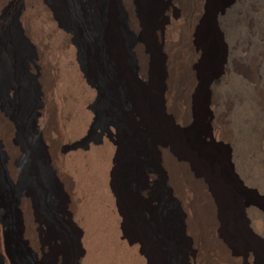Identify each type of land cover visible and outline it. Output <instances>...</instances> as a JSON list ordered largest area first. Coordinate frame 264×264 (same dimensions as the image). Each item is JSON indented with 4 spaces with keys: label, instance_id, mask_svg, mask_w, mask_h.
Listing matches in <instances>:
<instances>
[{
    "label": "bare ground",
    "instance_id": "1",
    "mask_svg": "<svg viewBox=\"0 0 264 264\" xmlns=\"http://www.w3.org/2000/svg\"><path fill=\"white\" fill-rule=\"evenodd\" d=\"M94 1L83 0L86 9L81 14L85 21L99 10ZM105 1L103 33L98 34L103 53L101 71L108 92L105 98L110 110L123 117L127 145L125 147L119 141L121 123L110 120L103 128L102 153L99 154V149L93 145L84 148L82 138L94 125L96 102L103 93L79 62L74 32L60 25L51 0H0V34L6 27V9L22 4L19 22L35 51L29 69L41 87V99L37 96L36 112L31 122L32 134L48 151V163L56 184L55 192L48 197L53 201L54 197L58 199V204L55 203L57 199L54 201L55 214L71 231L67 239L57 235L50 244L43 240L46 224L38 215L34 191L35 186L41 187L40 176L31 149L18 141L21 128L16 117L0 105V148L3 147L9 155L6 163L9 178L4 174L1 181L10 191L23 177L29 180L13 194L11 204L19 215L20 243L25 246L29 242L37 264L44 263L50 245L64 244L67 240L71 245L69 251L61 252L57 258L53 256L49 264L63 261L68 264H101L105 261L104 255L98 251L97 240L100 244V238L104 237L103 241L108 244L113 234L114 240L123 248L122 252L125 250L131 254L135 261L132 264H173L176 260L179 264H187V259L190 264H222L224 260L231 264H246V256L238 257L231 237L237 223L242 230L247 226L246 219L240 213L238 216L234 209L236 205L228 195L229 190L236 191L240 186L232 171L233 158L226 151L218 156L203 149L206 139L229 140L225 130L227 124L223 118L214 117L210 110L217 111L219 103L216 93L215 96L212 93L228 75L231 57L226 58L217 21L223 28V22L236 2L227 0L211 7L210 0ZM139 1L146 4L148 17L144 14L146 11L140 9ZM120 7L124 9L126 24L134 35L131 46L123 42ZM207 17L211 21L208 31L204 26ZM213 44L215 51L212 50ZM4 56L11 63L9 51L4 50ZM153 58L157 60L155 68L152 67ZM131 62L135 64L133 68L129 66ZM61 76L64 79H60ZM66 85L75 93L73 96L68 94V98L58 93ZM9 90L13 101L18 102L21 98L19 83H14ZM69 99L71 104H67L71 108L63 114L62 109ZM195 105H199L206 123L203 133L197 135L181 131L168 114H173L177 123L188 128L198 118L194 114ZM170 130L181 132L184 149L174 146L167 136ZM191 152L203 162L202 167L195 165ZM22 160L26 163L22 164ZM146 160L149 164L144 167ZM119 171L123 172L129 188L134 186L138 177L143 179L148 174L152 180L159 177L164 186L157 199L159 209L143 216L133 204L130 211L125 210L115 180ZM94 178L99 185L96 194H93ZM195 192H199L207 209L204 226L195 208ZM131 194L134 203L138 196L146 198L150 195L146 185ZM2 195L0 189V199ZM90 196L93 201L101 198L104 218L90 216V223L82 225L83 208L88 207L92 215L98 214ZM166 205L173 208V215L165 213ZM238 210L240 212L241 207ZM128 221L138 232L127 229ZM2 224L0 215V253H5ZM123 238H126L124 242ZM207 239L215 249L208 248ZM182 241L189 244L183 243L182 246ZM253 252L251 259L258 263L261 258L264 263V254L261 257L256 250Z\"/></svg>",
    "mask_w": 264,
    "mask_h": 264
},
{
    "label": "rangeland",
    "instance_id": "2",
    "mask_svg": "<svg viewBox=\"0 0 264 264\" xmlns=\"http://www.w3.org/2000/svg\"><path fill=\"white\" fill-rule=\"evenodd\" d=\"M51 1L55 6L56 17H58L57 19L59 20L60 25L63 28L70 29L74 32L81 66L87 71V73L89 72L88 74L91 81L94 80L93 82L98 84L97 86L103 93V96L96 102L94 125L82 138L83 143L85 142L84 148L93 145L99 149L97 150L99 154L102 153V139L104 136L103 128L110 120H117L121 123L122 129L119 133V141L121 145L126 147L127 135L126 127L123 123L124 120L120 114L109 108L110 106L105 98L108 93L106 89L107 87L101 71V66H103V53L101 51V39L98 38V36L103 33L102 28L106 11V1L95 0L94 2H96L99 10L96 11L94 16L88 17L86 21L82 18L81 14L83 10L86 9L83 0ZM226 1L227 0H210L211 7L224 4ZM232 1H235L237 5L227 14L226 19L223 22L224 27L222 28L221 23L217 21L218 30L221 33L220 40L226 48V58L231 56L229 60V73L226 76L227 78L225 77V79L219 83L213 93L211 90V92H208L210 93V98L212 97V94L215 96L216 93V99L219 103L217 111L214 112L210 106H208V108L209 110L211 109L210 111L213 113V116L215 115L214 117L217 116L223 118V121L227 124L225 130H227L226 135H229L227 137L229 140L222 139L210 141L206 139L207 143L203 149L210 154L218 156L226 151V153L234 159L231 158V165H233L232 171L238 178L240 186L236 191L229 190L228 195H230L236 205L234 209L238 216L240 213V215L242 214L246 219L247 226L245 230H242L239 225H237L238 223L235 225L234 230L231 231V237L234 242L233 245L237 250L239 258L242 257V254L246 256V264H264L261 258L258 263L251 259L255 253L253 252V249L256 250L261 257L264 254V0ZM21 5L22 4H17L15 7L13 5V7L6 9V27L0 34V105L3 109H8V111L16 117L21 128L18 141L32 151L34 165L40 176L41 182V187L35 186L36 188L34 190L36 194L37 212L39 217L42 218L46 224L43 240L50 244L52 243L53 238L57 235H61L66 239L69 238L71 231L69 230V226L59 222L55 214V203L58 204V199L54 197V201L57 199L54 203L53 199L48 197L56 190V184L53 180L54 176L50 171V165L48 163V151H45L43 142L36 138L34 139L32 134L31 122L33 121L36 112V108L34 107L37 96L41 99V87L34 79L29 69V61L35 58V51L24 36L19 22V9L21 10ZM139 5L140 9L142 8L143 12H145L146 4H144L143 1H139ZM17 8L18 11L16 10ZM119 12V22L124 28L123 42L126 46H131L134 41V35L126 24V13L124 12V9L120 7ZM144 14L148 17L147 11ZM208 19L209 17H207L204 22L206 31L211 29V21ZM215 49L216 46L213 44L212 50L215 51ZM4 50L9 51L12 60L11 63L5 58ZM129 66L133 68L135 66L134 62L129 63ZM152 67H157V60H154V58L152 61ZM60 79H64V77L61 76ZM14 83H19L21 87V98L18 102L13 101L9 90ZM145 84H147V82ZM60 89L58 90V93L65 95L66 97L68 94L72 96L75 94L67 85L65 88L62 89L61 87ZM67 103L71 104L70 99L65 102L62 109L63 114L71 108V105ZM168 114L173 117L176 125L181 131L183 130V132H193L197 135L203 133L205 130L206 123L202 119V110L199 108V105L194 106V114L198 118L188 128H183L177 123L173 114ZM209 127L212 132L213 125L211 122L209 123ZM167 136L174 142V146L177 149H184L181 145V132L175 130L173 132L170 130L167 133ZM44 144L46 145L45 141ZM82 151L85 153L89 152V150ZM8 159L9 155L7 151L1 147L0 189L3 195L2 199H0V215L2 217L6 251L5 253L2 251L0 253V264H37L32 257V255L36 256L35 251L29 245L26 237L25 240L28 242V244H26L27 246L20 243L18 237L19 215L11 206L12 200L15 197L14 195L19 192L22 187L26 186L29 183V180L27 177H23L18 184L12 186L10 191L7 190V187L3 186L1 176L6 174L8 177L6 168ZM192 159L198 168L199 166L202 167L203 162L194 153L192 154ZM146 161L144 167L149 164V161ZM25 163L26 161L22 160V164ZM24 174L23 176H25ZM122 174L123 172L119 171L115 180H117L116 185L124 200L123 206L125 207V210L130 211L133 204L137 212L142 216L149 212L154 213L157 211L159 209L157 199L162 195L164 189L160 178L156 177L152 180L149 174L147 175L148 177L146 176L143 179L138 177L134 181V186L129 188L126 179L124 178V174ZM93 180L95 182L93 194H96L99 185L95 178ZM141 184L148 186L150 195L146 198L138 196L136 203H134L132 201V198L134 197L131 193H133L136 188L139 190L142 186ZM198 193L199 192L194 193V196H196L195 198H197L195 199L196 206H194L196 210H198L197 213L199 214V219L201 217V225L204 226L208 218L206 213L207 209L204 206L203 199H200L202 198L201 195ZM91 196L89 198V200L91 199L90 202L93 201L92 197L94 195ZM98 197L96 198L98 199ZM99 199L101 198L99 197ZM98 200L94 199L93 201L94 204H96L94 207L97 209L96 213L98 214L92 215L91 212H88V207L83 208L81 211L83 217L82 225L90 223V216H93V218L99 216L104 218V207L101 200ZM239 207H241L240 212L238 210ZM164 210L168 216L173 215L174 210L169 205H166ZM22 214L23 213H21V216L24 215ZM205 219L206 221H204ZM72 222L76 228L81 230L74 221ZM24 224L26 228V223ZM127 225V229L129 228L130 232H138V229L129 221ZM113 235L115 236V234ZM114 236L109 239L108 244L103 241L105 240L104 237H101L102 239L100 238L99 241L103 242L104 247L102 242L99 244L97 240L98 251L102 256L104 255L103 261L105 262L101 264H109V261L111 260L113 261V264L135 263L130 253L125 250L122 252L123 248L117 244L114 240ZM125 240L126 238H123L122 242ZM189 240H191V238H189ZM207 242L208 248L212 250L215 249L212 247L213 243L209 241V239H207ZM89 243L90 242L87 241V244ZM183 243L189 244V242L182 241V246H184ZM70 248L71 245L68 240L64 244L50 245L46 250V257L43 264H49L54 257H59L61 252L69 251ZM224 261L221 263L231 264L229 261ZM188 263L190 264L187 259V264ZM61 264L68 263L67 261H63ZM173 264H179L178 260Z\"/></svg>",
    "mask_w": 264,
    "mask_h": 264
}]
</instances>
